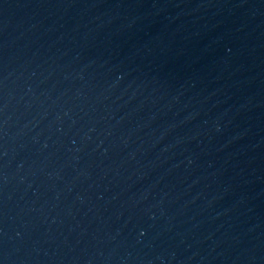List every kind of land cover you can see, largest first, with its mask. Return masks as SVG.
Returning <instances> with one entry per match:
<instances>
[{"label": "water", "instance_id": "1", "mask_svg": "<svg viewBox=\"0 0 264 264\" xmlns=\"http://www.w3.org/2000/svg\"><path fill=\"white\" fill-rule=\"evenodd\" d=\"M0 264H264V0H0Z\"/></svg>", "mask_w": 264, "mask_h": 264}]
</instances>
